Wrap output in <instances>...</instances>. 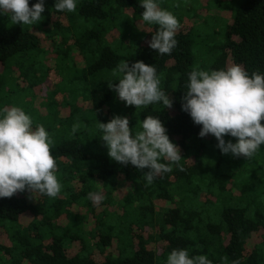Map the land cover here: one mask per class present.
I'll return each mask as SVG.
<instances>
[{
	"label": "trees",
	"instance_id": "1",
	"mask_svg": "<svg viewBox=\"0 0 264 264\" xmlns=\"http://www.w3.org/2000/svg\"><path fill=\"white\" fill-rule=\"evenodd\" d=\"M36 2L29 0V6ZM54 3L45 0L42 14V25L50 31L49 43L19 27L0 32V69L7 73L17 70L18 79H33L32 60L48 47L56 56L59 72L71 75V84L93 78L88 92L90 117L80 120L77 108L70 114L73 122L84 125L91 147L85 148L73 137L53 148L62 184L56 198L39 193L31 197L27 191L0 198V232L4 234L0 237V264H166L173 249H187L190 256L206 255L212 264H222L224 256L229 262L264 264V145L251 160L222 155L216 139L211 135L199 138L201 126L181 111L194 63L193 24H180L175 36L178 44L170 55L148 47L154 25L135 46L128 47L126 56H120L108 47L95 48L101 40L99 30L108 31L111 25L119 28L122 23L133 25L131 16H141L142 1L77 0L75 14L104 28L85 32H76L68 22L69 13L57 12ZM89 50L96 57L78 76L72 56L87 55ZM214 50L217 55L208 70L226 69L235 63L249 74H264V0H243L223 42ZM202 51L205 55L212 52L209 48ZM121 60L155 66L161 89L173 99V107L164 110L159 103L139 109L125 106L107 86L117 82L111 70ZM11 95L0 96L4 107L11 106ZM117 115L130 116L133 133L146 116L158 117L170 141L180 149V167L173 165L170 173L149 185L143 178L147 169L111 161L95 119L107 123ZM225 140L236 142L227 136ZM119 183L129 191L119 188ZM97 191L105 199L94 205L87 196Z\"/></svg>",
	"mask_w": 264,
	"mask_h": 264
},
{
	"label": "clouds",
	"instance_id": "2",
	"mask_svg": "<svg viewBox=\"0 0 264 264\" xmlns=\"http://www.w3.org/2000/svg\"><path fill=\"white\" fill-rule=\"evenodd\" d=\"M140 6L142 21L157 26L147 42L148 47L160 55H170L178 44L175 39L180 28L177 17L162 9L156 0H142ZM53 8L57 12L75 13L77 0H55ZM44 12L45 0H37L31 7L29 0H0V15L7 14L13 25L33 27L42 22ZM111 74L118 80L108 82L107 86L125 106L139 109L159 103L164 110L173 107V99L161 89V76L155 66L142 61L129 65L128 60H121ZM181 111L190 116L194 125L201 126L199 138L211 135L216 139V147L222 155L251 160L264 145L261 123L264 121V74L258 71L249 74L235 63L221 70H200L196 66L188 74ZM95 122L109 159L137 170L147 169L143 174L147 184L170 173L173 165L180 167L183 159L180 149L170 141L158 117L146 116L135 133L127 117L117 115L107 123L96 119ZM33 123L32 117L21 107L0 109V198L27 191L31 197L39 193L54 199L62 191L57 161L52 155L55 140L43 124L33 128ZM81 126L79 121L73 124L71 134ZM226 136L235 138L236 142L226 141ZM87 198L94 205L105 199L98 191L89 192ZM221 262L240 264L239 260L229 262L227 256L221 257ZM166 264H212V261L206 255L190 256L187 249H173Z\"/></svg>",
	"mask_w": 264,
	"mask_h": 264
},
{
	"label": "rangeland",
	"instance_id": "3",
	"mask_svg": "<svg viewBox=\"0 0 264 264\" xmlns=\"http://www.w3.org/2000/svg\"><path fill=\"white\" fill-rule=\"evenodd\" d=\"M156 2L162 9L172 12L177 17L179 24H193V68L198 66L200 70H208V66L217 55L214 49L223 42L225 31L232 22L234 12L243 0H156ZM68 15V22L73 29L76 28V32H85L87 29H104L102 26L95 24L94 21L86 23L75 13H69ZM131 17L133 25L124 26V23H122L118 24L119 28H114L111 25L112 28H109L108 31L99 30L101 40L95 45V48L108 47L118 55L126 56L128 47L130 45L135 46L148 27L154 26L143 22L141 16H138L139 18L136 15ZM18 27L23 30H32L41 39L45 40H47L46 37L50 33L48 28L42 25V22L33 27L20 24L13 25L10 23L7 14L0 15V32ZM129 33L132 34L130 39L123 38L124 35L127 36ZM47 43H49V40H47ZM205 48L211 49L212 52L205 55L202 51ZM43 50L46 53L42 52V55H38L36 60H32L34 65L31 69V75H36L33 79H18L19 73L17 70L14 69L12 73H7V71L4 72L0 69V96L3 98L6 93H12L11 106L21 107L26 114H29L34 121L33 128L36 124H43L55 140L54 148L73 137L78 138L85 148H90V139L84 132V125L74 135L71 134V128L76 122L71 120L70 114L73 108H77L80 111L79 119L82 121L88 120L90 117L88 110L91 107L88 92L94 79H77L75 83L71 84V75L61 74L56 68L54 53L49 51L48 47ZM94 56L90 50L87 55L79 56L76 53L72 56L75 73L78 76L82 70L92 64ZM27 65H31L30 62ZM102 74L108 76L106 73ZM3 108V103H0V109ZM126 117L131 119L130 116ZM105 154H107V149H105ZM118 186L129 191L124 183H119ZM115 196L119 197L116 193ZM117 213H119L117 215H120L119 211ZM3 235L0 232V237H3ZM0 242H2V239Z\"/></svg>",
	"mask_w": 264,
	"mask_h": 264
}]
</instances>
